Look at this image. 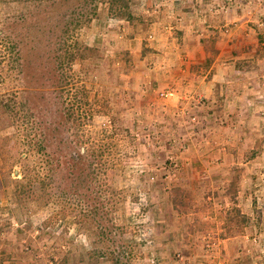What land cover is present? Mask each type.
I'll list each match as a JSON object with an SVG mask.
<instances>
[{
    "label": "rangeland",
    "instance_id": "374dc122",
    "mask_svg": "<svg viewBox=\"0 0 264 264\" xmlns=\"http://www.w3.org/2000/svg\"><path fill=\"white\" fill-rule=\"evenodd\" d=\"M163 1H132L133 22L145 20L131 40L132 26L96 0H0V95L16 104L15 119L0 106V264H264V84L249 103L227 99L225 118L183 119L157 95L166 80L152 68L150 39L166 30L157 8L179 6ZM73 7L70 17L86 20L68 24L62 45ZM259 16L242 43L264 83V8ZM75 38L98 57L60 68ZM231 207L247 216L232 230ZM224 235L237 237L236 251L215 243ZM94 247L113 258L92 259Z\"/></svg>",
    "mask_w": 264,
    "mask_h": 264
},
{
    "label": "crops",
    "instance_id": "0c3cea01",
    "mask_svg": "<svg viewBox=\"0 0 264 264\" xmlns=\"http://www.w3.org/2000/svg\"><path fill=\"white\" fill-rule=\"evenodd\" d=\"M168 1L161 4H169ZM175 4L179 6L173 7L171 11L167 9L170 4L157 8L162 11L157 19L166 30L154 33L151 37L156 43V55L159 56V61L152 68L157 71L156 74H160L161 80L166 81L159 83L156 90L174 91V97L164 100L171 104L177 103L183 119L195 122L200 121L202 116L204 122H208L215 115L225 118L227 114L221 105L226 104L227 99L234 103L245 98L249 103L257 93L254 86L264 84L263 79H259L262 74L259 75L256 68L250 65L253 60H248L254 57L255 49L250 47L247 50V46L243 45L246 44L244 38L251 37V31L254 30L252 24L262 23L259 14L263 12L264 5L225 0H179ZM151 24L153 28L155 21ZM199 24L209 26L206 35L203 33L206 29L196 27ZM171 28L177 31L171 33ZM206 41L209 46H206ZM179 104L183 107H179ZM206 127L202 131L207 136L209 129L207 134ZM197 129L189 128L187 133L196 134ZM221 153H224L222 157H226V160L227 157L231 158L224 149ZM198 161L197 167L200 168L208 167L211 162ZM226 164V161H220L213 166L223 171ZM216 224L223 225V218L217 220ZM237 240L234 235H224L217 236L215 243L236 251Z\"/></svg>",
    "mask_w": 264,
    "mask_h": 264
},
{
    "label": "trees",
    "instance_id": "16d2710c",
    "mask_svg": "<svg viewBox=\"0 0 264 264\" xmlns=\"http://www.w3.org/2000/svg\"><path fill=\"white\" fill-rule=\"evenodd\" d=\"M88 1H92V0H82V2H88ZM98 1L99 3H102L105 5L106 7V13L109 17L111 18H115V19H121V20H124L126 23H128L130 26H132V29L133 32H129L128 34V37L129 39L132 40V38L135 37V31L138 30L139 28V24L137 22V20H145V18H142V17H139L136 15V23L133 22V19L135 18L134 16V12H133V9L131 8V4H132V1L133 0H96ZM172 10H173V7H171ZM171 8L168 9L171 11ZM75 8H71V9H67V11L63 12V16L62 18H64V24L66 25L65 28H63V30L61 31V35L60 37L57 39V42L59 43H62V45L66 44L67 43V38H68V24H72L74 23L76 26L78 25H81L83 23L84 20H86L84 17L83 19H75L73 20L72 17H70V15L74 12ZM150 10V9H149ZM148 10V11H149ZM152 10V9H151ZM157 10V9H156ZM77 17V16H76ZM75 17V18H76ZM148 18V21H150L151 23L153 22L152 20L154 19V17H146V19ZM177 31V29H174ZM175 32V31H174ZM9 39V38H7ZM151 40V39H150ZM149 40L148 43H151V41ZM11 45L13 44L12 41H10ZM207 42V41H206ZM206 44V43H205ZM149 45V44H147ZM145 46V45H144ZM206 46H209V43L208 45ZM151 50V49H149ZM144 52V50H143ZM19 55H16L13 57V59L10 60V62H14L17 58H18ZM58 64L60 66V68H63V69H67V68H72L71 66L74 64V63H78L80 61H85L86 59H93V58H97L98 57V53H97V49L93 46H89L85 43H83L82 41H80L79 39L75 38L72 43L69 44V46H66L63 48V53L59 54L58 55ZM16 63V66H18V63ZM13 64V63H12ZM88 104V107H89V112H93L94 110L97 111V109H95L94 107H92V104L91 101L87 102ZM0 106L3 110H6L8 113H11L10 115V118L13 117L14 113H15V102H14V99H9L8 97H4V95H0ZM94 108V109H92ZM89 113V114H90ZM14 118V117H13ZM15 119V118H14ZM13 123V122H12ZM29 146V145H28ZM71 158H73L71 156ZM30 167H26L23 169V172L21 173V178H26L27 177V174H29V172L27 171H30ZM21 182L19 180H16V184H20ZM27 184H30V181L27 180ZM19 187V186H18ZM23 190L25 191L26 190V186L23 188L22 185L20 187V189L18 188V192H23ZM231 210H226L224 213V221H225V229H235V228H238L240 226V221L241 222H244L247 218L246 215L242 214V213H239V211L235 208V207H231ZM236 226V227H234ZM90 257L92 259H97L98 257H104V256H111L112 257V254L114 252L113 249H110V250H104L102 249L101 247L97 248V247H94V249H90ZM121 263L120 260H118L117 258L115 259V261H112V264H119Z\"/></svg>",
    "mask_w": 264,
    "mask_h": 264
},
{
    "label": "built area",
    "instance_id": "2783aa9c",
    "mask_svg": "<svg viewBox=\"0 0 264 264\" xmlns=\"http://www.w3.org/2000/svg\"><path fill=\"white\" fill-rule=\"evenodd\" d=\"M157 95L160 97V98H171V97H174L175 93L173 90L171 89H166V90H160V91H157Z\"/></svg>",
    "mask_w": 264,
    "mask_h": 264
}]
</instances>
